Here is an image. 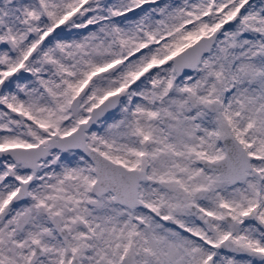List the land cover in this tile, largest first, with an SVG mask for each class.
<instances>
[{
    "label": "snow or ice",
    "instance_id": "snow-or-ice-1",
    "mask_svg": "<svg viewBox=\"0 0 264 264\" xmlns=\"http://www.w3.org/2000/svg\"><path fill=\"white\" fill-rule=\"evenodd\" d=\"M0 264H264V0H0Z\"/></svg>",
    "mask_w": 264,
    "mask_h": 264
}]
</instances>
